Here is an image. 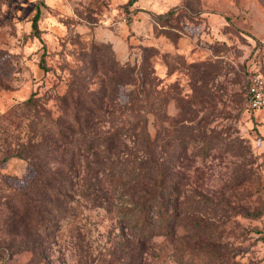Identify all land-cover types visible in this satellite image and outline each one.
Returning <instances> with one entry per match:
<instances>
[{
	"label": "rangeland",
	"instance_id": "374dc122",
	"mask_svg": "<svg viewBox=\"0 0 264 264\" xmlns=\"http://www.w3.org/2000/svg\"><path fill=\"white\" fill-rule=\"evenodd\" d=\"M262 37L264 0H0V264H131L114 202L44 188L45 130L65 95L70 118L128 125L135 93L181 194L175 235L135 263L264 264V109L245 103Z\"/></svg>",
	"mask_w": 264,
	"mask_h": 264
},
{
	"label": "trees",
	"instance_id": "16d2710c",
	"mask_svg": "<svg viewBox=\"0 0 264 264\" xmlns=\"http://www.w3.org/2000/svg\"><path fill=\"white\" fill-rule=\"evenodd\" d=\"M38 17L39 9L31 21L34 35H39ZM256 50H262V46H253L250 54ZM67 96L60 98L64 106L60 116L65 124L47 125L45 130L52 146H48L46 162L51 183L44 188H53L54 198L61 195L70 200L79 188L96 205L105 203L103 206L111 208L114 202L118 222L131 235L126 247L131 264H136V254L143 259L147 241L175 235L181 194L177 188L180 178L173 173L172 155L163 160L158 133L151 134L143 124L137 93L129 96L130 107L137 112H133L128 125H115L104 131L99 128L103 125H92L95 121L91 106L83 115L75 107L70 118ZM187 146L180 144L182 150ZM36 169L41 172V165ZM52 202L55 205L56 199ZM27 209L26 206L19 215L21 221L29 217Z\"/></svg>",
	"mask_w": 264,
	"mask_h": 264
},
{
	"label": "built area",
	"instance_id": "2783aa9c",
	"mask_svg": "<svg viewBox=\"0 0 264 264\" xmlns=\"http://www.w3.org/2000/svg\"><path fill=\"white\" fill-rule=\"evenodd\" d=\"M258 44L262 50L247 57L245 69V103L252 110L264 109V37L253 42Z\"/></svg>",
	"mask_w": 264,
	"mask_h": 264
}]
</instances>
